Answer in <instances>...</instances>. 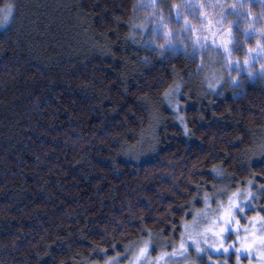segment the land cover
<instances>
[{
	"label": "trees",
	"instance_id": "trees-1",
	"mask_svg": "<svg viewBox=\"0 0 264 264\" xmlns=\"http://www.w3.org/2000/svg\"><path fill=\"white\" fill-rule=\"evenodd\" d=\"M136 3L0 0L14 8L0 29V264L101 262L145 229L170 243L205 194L252 180L264 198L263 74L193 59L187 38L163 57L128 39L151 12ZM177 84L178 111L163 96Z\"/></svg>",
	"mask_w": 264,
	"mask_h": 264
},
{
	"label": "snow or ice",
	"instance_id": "snow-or-ice-1",
	"mask_svg": "<svg viewBox=\"0 0 264 264\" xmlns=\"http://www.w3.org/2000/svg\"><path fill=\"white\" fill-rule=\"evenodd\" d=\"M163 0H137V3L133 6V10L137 9H151L146 22L135 24L132 26L133 31L129 33L128 39H132L136 43L142 44L145 48L156 49L160 56H165L168 52L179 51L181 47L187 53L189 45L185 43V39L191 41V52L193 59H196V53L205 52L209 46H213L216 49H222L225 62L231 68L233 65L240 69L241 62L239 60L232 59V51L238 45V32H242L245 41L251 39L253 36L259 35L264 37V28L257 29L255 24L258 20L264 22V0H235L231 5H226L223 0H178L175 3L168 4V12L165 14L164 9L161 7ZM259 4L262 11L256 15L252 14V6ZM206 8L220 9L217 13L213 11L211 14L206 11ZM229 16L235 17V19L228 20ZM249 17H251V23H249ZM192 18L207 21V24H201L197 26L192 22ZM14 19V8L9 5L3 10L0 15V27L7 28L10 22ZM175 20L180 25L179 28L172 27V20ZM117 25L120 24L119 19L116 20ZM247 24V27L241 28V24ZM215 26V31H213ZM207 30L210 35L202 37L198 33ZM139 32L141 40H136L135 33ZM147 33V36L144 34ZM187 34V37L185 36ZM217 35H221V39H216ZM224 37H227L225 39ZM163 40V43L160 41ZM247 51L253 55L250 58L243 61L244 64H250L252 61L264 58V40H257L255 48H248ZM201 64L198 65V69L203 67V59L200 57ZM147 63V59H145ZM261 71L264 72V65H261ZM214 86V85H212ZM127 91V89H125ZM181 93V85H174L167 90L163 96L167 100L170 106H173L179 110V104L173 102V98L179 99ZM186 129V133H187ZM241 138H238V141ZM260 158L264 159V151L260 152ZM213 172L222 178V174L218 169H213ZM257 180L264 179V173L256 177ZM249 189L247 195L243 201L235 199L240 195L239 192L233 193V196L229 198L228 206L223 208L222 215L217 217V220L213 223H221L223 226L219 228V231L214 232L212 228H205L203 232H189V228H194L197 223V218L194 217L191 223L186 222L183 227L185 233L181 234V240L178 247L173 246L171 252L162 251L159 256L149 261V254L155 250V243L151 239L152 232L145 229L142 234H146L149 239L143 241V246L139 247L136 254L132 258V264H168V261L187 258L191 255L189 249L194 248L196 256L203 258V255H207L211 251H223L228 253L230 248H218L215 244L211 243V240H215L217 237H221L225 234H230L232 231L233 222L237 225L239 220L234 221L236 213L243 214L245 209L241 207L242 203L251 204L255 199V193L252 192V188L255 184L252 180L248 181ZM201 186L197 185L199 189ZM213 187H215L213 185ZM258 192L264 194V184H260L257 189ZM224 192H219L216 195H223ZM199 196L193 197V201H197ZM207 202L211 197L207 194L203 197ZM183 207V206H181ZM264 211V209H261ZM191 215V213H189ZM201 215L197 213V217ZM262 230H264V216L260 218ZM237 231L240 229L237 228ZM163 231V230H162ZM247 231V229H244ZM211 234V238L209 237ZM255 235V234H253ZM259 242L261 246H264V236H260L253 241V243ZM169 246V245H166ZM116 245H113L115 248ZM234 248V245L232 246ZM130 250V249H129ZM249 246L245 245L242 249L243 254H247ZM95 251V250H94ZM104 253L107 249H100ZM240 252L241 250H237ZM121 257L118 255L115 260H109L106 264H117V261ZM188 264H196L195 260L188 261ZM213 264H226V261H214Z\"/></svg>",
	"mask_w": 264,
	"mask_h": 264
},
{
	"label": "rangeland",
	"instance_id": "rangeland-1",
	"mask_svg": "<svg viewBox=\"0 0 264 264\" xmlns=\"http://www.w3.org/2000/svg\"><path fill=\"white\" fill-rule=\"evenodd\" d=\"M224 2V0H223ZM235 1H233L231 4H233ZM5 8L0 10V15H2L3 10ZM206 11H208L210 14L215 11L219 12V9L213 10L212 8H206ZM262 11L259 4H254L252 6V14L256 15ZM229 20L235 19L233 16L228 17ZM193 19V23L197 26H200L201 24H207V21H203L200 19ZM249 23H251V17H249ZM247 24L242 23L241 28L247 27ZM255 27L257 29L264 28V22H261L258 20L255 24ZM4 27H0V29H3ZM213 31H215V26H213ZM242 35V32H240ZM202 37H207L210 35V33L205 30L203 32L198 33ZM187 36V34H185ZM227 39V37H224ZM216 39L219 41L221 39V35H217ZM245 41V38H243ZM188 40V39H187ZM257 40H264V37H261L259 35L253 36L251 39L247 40L250 41L251 44H248L244 46V54L245 58L243 60L236 59L232 56L233 60H239L241 62L239 72H246L250 75L254 74H263L264 72L261 71V65H264V58H259L254 61H252L250 64H244L243 61L250 58L252 56V53H249L247 51L248 48H255L256 47V41ZM189 41V40H188ZM245 41V42H247ZM191 43V41H189ZM187 43V44H189ZM207 51L214 52V56L218 57L220 60H224L223 57V50L222 49H216L213 46H209ZM232 55V54H231ZM211 62V59H210ZM225 65L227 64L224 60ZM211 66L207 70H210L213 68V64L209 63ZM228 68L229 65L227 64ZM235 68L237 69L236 65H233L230 69ZM210 70L211 77H214V70ZM234 69V71H235ZM208 77V75H207ZM175 110H177L175 108ZM249 189V185L245 188H238V190L233 191L229 193L225 198H221V195H216L218 197L209 199L207 202L202 198L203 206L199 209H195L192 213V217L188 220H185L181 226L179 235L176 239L170 241L168 244H164L162 240L155 238V236L152 235L151 239L154 241L156 247L154 251H151L149 254V261L156 258L160 255L162 251H168L171 252L173 250V246L178 247L179 242L181 240V234L185 233V229L183 225L188 222L191 223L193 221V218H197V223L195 224L194 228H189L187 231L189 232H203L205 228H212L214 232L219 231V228L223 225L221 223L214 224L213 222L217 220L218 216L222 215L223 208H226L228 206L229 198L233 196V193L239 192L240 195L238 197H235L237 200L243 201L247 195ZM224 190H222L223 192ZM219 193V192H218ZM259 194L263 196L260 192ZM264 197V196H263ZM223 205V208L221 207ZM241 207L245 209L244 213H236L234 217V221L236 219L239 220V224L237 225L235 222H233L232 225V231L230 234H225L221 237H217L215 240H211V243L215 244L218 248H230L231 251L228 253H224L223 251H211L207 255H203V258H198L196 256V252L194 248L189 249V252L191 255L187 258V260L183 259H176L172 261H168V264H188V261L195 260L196 264H213L214 261H226V264H264V246H261L259 242L253 243L256 238L260 236H264V230H262V225L260 221V217L264 216V211L261 209H264V198L259 197L252 200L251 204L248 205L247 203H242ZM197 213H200L197 217ZM239 228L240 230L237 231L236 229ZM244 229H247V231H244ZM255 234V235H253ZM209 237L211 238V234H209ZM149 239V237L142 239L140 241H137L135 244H133L129 249H127L123 253H115L112 255L105 256L104 260L101 262H93L91 264H106L109 260H115L116 257L119 255L121 258L117 261V264H132V258L136 254L139 247L143 246V241ZM169 245V246H166ZM234 245V248L232 247ZM247 245L249 246V250L247 254H243L242 249L243 247ZM237 250H241L238 252Z\"/></svg>",
	"mask_w": 264,
	"mask_h": 264
}]
</instances>
